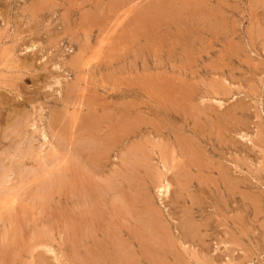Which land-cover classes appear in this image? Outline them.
<instances>
[{
	"label": "rangeland",
	"instance_id": "rangeland-1",
	"mask_svg": "<svg viewBox=\"0 0 264 264\" xmlns=\"http://www.w3.org/2000/svg\"><path fill=\"white\" fill-rule=\"evenodd\" d=\"M155 6H159V12ZM120 38L123 42H119ZM68 90L74 91L71 98L66 94ZM89 112L101 125V130L95 126L99 138L110 146L102 174L89 167L84 157L87 152L83 151L81 158L72 151L74 146L65 147L76 143L79 134L88 140L86 131H73L81 125L87 127L82 120L87 121ZM56 119L62 127L59 134L60 127L50 123L55 126ZM71 121L79 127L75 129ZM63 124L73 127L69 129H74L70 131L73 137ZM62 125L67 129L62 130ZM259 132H264V0H0V170L6 164L11 173L17 168L20 171L16 177L9 174L11 182L6 186L16 185L14 197L19 200L15 201L11 223L0 226V264H38L42 260L44 264H68V260L69 264H93L87 260L90 254H112L109 241L114 235L120 245H128L134 252L137 264H264V141L260 143ZM60 135L64 139L62 149L55 143ZM26 140H31L30 144ZM184 143L194 152L189 154ZM51 145L57 149L56 158H47ZM26 149L37 151L43 159L28 157L14 164ZM190 159L196 162L194 167ZM41 165L48 167L37 174L38 178L48 172L57 173L59 169L53 170L57 166L64 170L60 171L62 187L53 189L49 202L38 200L39 193L33 194L38 189L35 186H39L33 173ZM165 168L172 170L165 173ZM24 169L30 174L27 172L22 183ZM161 174L171 182L168 197L160 195L154 186ZM107 175L110 179H105ZM86 178L95 184L90 191L98 205L85 200L83 185L80 188L85 195L79 196L82 203L77 199L75 184H82ZM0 184L2 189L1 177ZM27 184L29 187H25ZM0 200L2 206V197ZM150 210L161 221L162 232L155 236L149 232ZM131 241L140 245L135 243L134 247ZM41 244L56 252H49ZM143 244L155 255L144 251ZM77 258L82 263L76 262Z\"/></svg>",
	"mask_w": 264,
	"mask_h": 264
},
{
	"label": "bare ground",
	"instance_id": "bare-ground-1",
	"mask_svg": "<svg viewBox=\"0 0 264 264\" xmlns=\"http://www.w3.org/2000/svg\"><path fill=\"white\" fill-rule=\"evenodd\" d=\"M165 1V0H164ZM170 1V0H169ZM143 3V2H142ZM161 5H163L162 4V2H161ZM160 5V6H161ZM164 6V7H163ZM162 7V9L164 10L165 9V5H163ZM192 6V5H191ZM156 7V9L157 8H159V6H155ZM160 9V8H159ZM172 9V8H171ZM141 10V9H140ZM146 10V9H145ZM158 10V9H157ZM166 10V9H165ZM165 10H164V12H165ZM168 10H169V12L171 11L169 8H168ZM174 10V9H173ZM151 11V10H150ZM160 10H158V12H159ZM157 11H156V13H158ZM166 12H167V10H166ZM168 12V13H169ZM176 12V11H175ZM185 12H186V10H185ZM190 12V11H189ZM167 13V14H168ZM174 14V13H173ZM182 14V13H181ZM141 15V14H140ZM142 15H143V13H142ZM157 15V14H156ZM151 16V15H150ZM168 16V15H167ZM180 16V15H179ZM143 17V16H142ZM152 17V16H151ZM173 18V17H172ZM138 19V18H137ZM123 20V19H122ZM141 20V19H140ZM177 20V19H176ZM117 21V20H116ZM126 21V20H125ZM142 21V20H141ZM164 21V20H163ZM174 21V20H173ZM180 21V20H179ZM118 22V21H117ZM123 22V21H122ZM145 22V21H144ZM165 22V21H164ZM143 23V22H142ZM123 24V23H122ZM145 24V23H144ZM149 24V23H148ZM174 24H176V23H174ZM118 26H119V24H117ZM151 25H153V24H151ZM155 25V24H154ZM145 26V25H144ZM122 27V26H121ZM147 27H148V25H147ZM165 27V26H164ZM114 28V27H113ZM157 28V27H156ZM163 28V27H162ZM111 29V28H110ZM145 29H146V26H145ZM116 30V29H115ZM131 30V29H130ZM151 30V29H150ZM161 30V29H160ZM156 31V30H155ZM167 31V30H166ZM108 32V31H107ZM109 32H110V30H109ZM113 32V31H112ZM127 32V31H126ZM165 32V31H164ZM104 33V32H103ZM143 33V32H142ZM159 33H160V31H159ZM181 33V32H180ZM105 34V33H104ZM131 34V33H130ZM158 34V33H157ZM162 34V33H161ZM185 34V33H184ZM107 35V34H106ZM135 35V34H134ZM146 35V34H145ZM89 36V35H88ZM152 36V35H151ZM113 38H114V36H112ZM119 37V36H118ZM127 37H129V36H127ZM164 37V36H163ZM103 38V37H102ZM124 38V40H125V37H122V39ZM158 38V37H157ZM180 38V37H179ZM109 39V38H108ZM121 39V38H120ZM122 39H121V41H119V42H123L122 41ZM160 39V38H159ZM198 39V38H197ZM110 40V39H109ZM129 40V39H128ZM111 41H113V40H111ZM135 41V40H134ZM167 41V40H166ZM173 41V40H172ZM130 42V41H129ZM158 42V41H157ZM163 42V41H162ZM174 42V41H173ZM97 45H98V43H96ZM95 44V45H96ZM100 44V43H99ZM117 44V43H116ZM131 44V43H130ZM175 44V43H174ZM127 45V44H126ZM141 45H142V43H141ZM128 46V45H127ZM133 46V45H132ZM99 47V46H98ZM97 47V48H98ZM110 47V46H109ZM113 47V46H112ZM95 48V47H94ZM111 49H113V48H111ZM116 50V49H115ZM103 51H104V48H103ZM172 52V51H171ZM156 53V52H155ZM103 56V55H102ZM108 56V55H107ZM95 58V57H94ZM93 58V59H94ZM186 58V57H185ZM91 59V58H90ZM156 59H158V58H156ZM164 60V59H163ZM107 61V60H106ZM91 63V62H90ZM158 63V62H157ZM102 64V63H101ZM100 66V65H99ZM98 67V66H97ZM76 69V68H75ZM78 71V70H77ZM79 72V71H78ZM88 72V71H87ZM100 73V72H99ZM109 75V74H108ZM85 78V77H84ZM78 79H80L79 77H78ZM87 81V80H86ZM105 83H106V81H105ZM163 83V82H162ZM92 84V83H91ZM97 84V83H96ZM69 87H71V86H69ZM80 87V86H79ZM84 87V86H83ZM117 87V86H116ZM66 88V87H65ZM74 88V87H73ZM72 88V89H73ZM86 88V87H85ZM169 88V87H168ZM83 89V88H82ZM87 89V88H86ZM122 89V88H121ZM65 91H66V89H65ZM74 92V91H73ZM72 91L70 92V90H68L67 91V95L69 96L68 98H71V96H70V93H73ZM69 93V94H68ZM94 93V92H93ZM106 93V92H105ZM100 94V93H99ZM138 94V93H137ZM82 95V94H81ZM176 95V94H175ZM85 96V95H84ZM95 96V95H94ZM81 97H83V95L81 96ZM93 98V97H92ZM92 98H91V100H92ZM67 99V98H66ZM75 99V98H74ZM80 99H82V98H80ZM83 99H84V97H83ZM82 99V100H83ZM100 100V99H99ZM63 101H64V99H63ZM69 101V100H68ZM97 101V100H96ZM170 101V100H169ZM89 102H90V100H89ZM92 102V101H91ZM65 103V102H64ZM67 103H69V102H67ZM217 103V102H216ZM219 103H221V102H219ZM128 104V103H127ZM73 105V104H72ZM89 105V104H88ZM181 105V104H180ZM4 106V105H3ZM74 106V105H73ZM72 106V107H73ZM76 106V105H75ZM80 106H82L81 104H80ZM85 106H86V104H85ZM137 106V105H136ZM220 106V105H219ZM67 107H69V105L67 106ZM88 107V106H87ZM87 107H85V108H87ZM142 107V106H141ZM170 107V106H169ZM65 108V107H64ZM79 108V107H78ZM88 108H90V107H88ZM96 108V107H95ZM99 108V107H98ZM74 109V108H73ZM127 109V108H126ZM62 110H64V109H62ZM177 110V109H176ZM182 110H183V108H182ZM72 111V110H71ZM75 111V110H74ZM94 111V110H93ZM17 112H19V111H17ZM67 112H68V110H67ZM66 112V113H67ZM78 112V111H77ZM83 112V111H82ZM92 112V111H91ZM57 113H59L58 111H57ZM57 113L55 112V114L57 115ZM105 113V112H104ZM112 113V112H111ZM19 114V113H18ZM52 114L53 115H55L53 112H52ZM60 115H61V113H59ZM58 114V115H59ZM64 114H65V111H64ZM88 115H89V117H88V119H87V121H85V119H81L80 118V120H78V118H77V120L80 122L81 120H82V122L83 123H86V124H88L87 125V127H86V125L85 126H83V125H81L80 127L78 126V125H76V124H73V123H76V122H73V121H71L72 122V124L74 125L73 127H75V129H76V126H77V131H73L74 129H71L74 133H76V132H78V131H82V130H84V132H85V134L86 135H88V140H86V141H84L83 139L84 138H81V137H83L81 134H79V136L78 137H80L82 140H81V142H80V138H79V140H75L76 141V143L75 142H73V143H75L74 145H73V143H68V145H66L65 147H67V146H70V145H72V146H74V149L72 150V151H74V153H76V155L78 156V157H81L82 158V156H81V154H82V152L83 151H85V152H87V153H84V157H86L87 158V163H88V165H89V167L90 168H94L95 170H94V172L96 171L97 172V174L99 173V174H102L103 172H104V168H105V161L107 162V154H108V152H110L109 150H110V146H108L107 144L105 145V139H101V138H99L100 136V134H99V130H101L99 127H101V125L99 126V125H97L96 124V122H95V120H94V117L93 116H91L90 115V112L89 113H87ZM86 114V115H87ZM98 114V113H97ZM13 115V114H12ZM22 115V114H21ZM55 115V116H56ZM57 115V116H58ZM59 115V116H60ZM67 115V114H66ZM79 115V114H78ZM93 115H95V113L93 112ZM188 115V114H187ZM197 115V114H196ZM54 116V117H55ZM62 116H63V114H62ZM62 116H61V118H59L60 120L61 119H63L62 118ZM69 116H70V114H69ZM85 116V115H84ZM106 117H108L107 116V114L105 115ZM167 116V115H166ZM85 117H87V116H85ZM98 117V116H97ZM110 117H111V115H110ZM128 117V116H127ZM53 118V117H52ZM55 118H57V117H55ZM72 118V117H71ZM75 118V119H76ZM82 118H84V117H82ZM109 118V117H108ZM107 118V119H108ZM112 118V117H111ZM20 119H21V116H20ZM19 119V121H16L15 120V122H20L21 120ZM58 119V118H57ZM56 119V120H57ZM58 119V120H59ZM95 119H97L96 117H95ZM100 119V118H99ZM103 120H105L104 118H102ZM229 119V118H228ZM18 120V119H17ZM55 120V121H56ZM58 120L55 122V126H54V122L52 123V122H50L52 125H53V127H60V128H57V130H59L58 131V134H59V132L61 131L60 129L62 128L60 125H59V122H58ZM67 120V119H66ZM103 120H101V121H103ZM196 120V119H195ZM63 121V120H62ZM224 121V120H223ZM61 122V121H60ZM64 122H65V119H64ZM63 122V123H64ZM81 122V123H82ZM96 124V125H94V123ZM109 122V121H108ZM231 122V121H230ZM14 123V122H13ZM13 123H12V125H13ZM23 123H25V122H23ZM22 123V124H23ZM34 123V122H33ZM36 123V122H35ZM56 123H58V125L56 124ZM66 123V122H65ZM70 123V122H69ZM98 124H99V122H97ZM102 123V122H101ZM100 123V124H101ZM227 123V122H226ZM232 123V122H231ZM16 124V123H15ZM67 124H68V122H67ZM67 124H63L64 126H67L68 127V125ZM72 124H70V125H72ZM108 124V123H107ZM10 125V124H9ZM8 125V126H9ZM20 125V124H19ZM57 125V126H56ZM62 125V126H63ZM7 126V127H8ZM33 126V125H32ZM37 126V125H36ZM48 126V125H47ZM51 126V125H50ZM49 126V127H50ZM63 126V129L62 130H66V129H64L65 127ZM95 126H99L98 128H99V130L97 129V127H95ZM118 126H120V125H118ZM130 126H133V125H130ZM194 126V125H193ZM20 127H22V126H20ZM52 127V128H53ZM70 127H72V126H70ZM70 127H68V133H70V131L71 130H69L70 129ZM72 127V128H73ZM203 127V126H202ZM10 128V127H9ZM12 128V127H11ZM56 128H55V130H56ZM104 128V127H103ZM116 128V127H115ZM123 128V127H122ZM127 128V127H126ZM126 128H124V130L126 129ZM17 130H18V127L16 128ZM20 129V128H19ZM38 129V128H37ZM42 129V128H41ZM128 129V128H127ZM10 130V129H9ZM12 130H13V128H12ZM49 130H50V128H49ZM88 130H90V131H88ZM118 130V129H117ZM121 130V129H120ZM130 130H132V129H130ZM71 131V132H72ZM88 131V132H87ZM104 131V130H103ZM119 131V130H118ZM134 131V130H133ZM205 131V130H204ZM262 131V130H261ZM26 132V131H25ZM40 132V131H39ZM42 132V131H41ZM56 132V131H55ZM83 132V133H84ZM89 132H90V134H89ZM96 132V133H95ZM102 132V131H101ZM106 132H107V130H106ZM125 132V131H124ZM127 132V131H126ZM129 132V131H128ZM13 133V132H12ZM15 133V132H14ZM18 133V132H17ZM111 133V132H110ZM121 133V132H120ZM123 133V132H122ZM132 133V132H131ZM23 134V133H22ZM50 135H51V133H49ZM57 134V133H56ZM55 134V135H56ZM60 134H62V133H60ZM64 134V133H63ZM105 134V133H104ZM112 134V133H111ZM114 134V133H113ZM117 134H119V133H117ZM127 134V133H126ZM133 134V133H132ZM134 134H135V132H134ZM243 134V133H242ZM7 135V134H6ZM18 135V134H17ZM49 135V136H50ZM65 135H67V134H64V136ZM69 135H71V133L69 134ZM84 135V134H83ZM85 135V136H86ZM97 135V136H96ZM15 136H16V134H15ZM22 136V135H21ZM43 136V138L46 140L47 139V136L45 135V134H43L42 135ZM48 136V137H49ZM72 137H73V135H71ZM118 136V135H117ZM116 136V137H117ZM123 136V135H122ZM121 136V137H122ZM128 136H130V135H128ZM133 136V135H132ZM173 136V135H172ZM259 140H260V143H261V141H264V132H263V134L261 133V132H259ZM6 137V136H5ZM11 137V136H10ZM14 137V136H13ZM35 137V136H34ZM52 137L54 138V136L53 135H51V139H52ZM66 137V136H65ZM77 137V138H78ZM97 137V138H96ZM105 137H108V136H105ZM113 137L114 136H112V138L111 139H113ZM120 137V136H119ZM126 137V136H125ZM124 137V138H125ZM74 138H76V137H74ZM104 138V137H103ZM123 138V139H124ZM127 138V137H126ZM125 138V139H126ZM159 138V137H158ZM58 139H62L61 141L60 140H58ZM109 139H110V137H109ZM162 139V138H161ZM184 139V138H183ZM55 140H57V141H55V143L58 145V146H61V149H62V146H63V148H64V139H63V137L60 135V137L59 138H56ZM115 140H117L118 141V139H116L115 138ZM122 140V139H121ZM129 140V139H128ZM139 140H140V138H139ZM157 140V139H156ZM27 141V140H26ZM29 141V140H28ZM27 141V144H30V141L28 142ZM63 141V142H62ZM67 141V140H66ZM69 141H71V138H69ZM108 141H110V140H108ZM120 141V140H119ZM155 141V140H154ZM160 141V140H159ZM114 142L115 141H113L112 143L114 144ZM49 143H50V140H49ZM111 143V145H113ZM192 143V142H191ZM191 143H189V144H191ZM255 143H257V142H255ZM67 144V143H66ZM108 144H109V142H108ZM124 144V143H123ZM136 144V143H135ZM33 145V144H32ZM48 145H50V144H48ZM116 145V144H115ZM154 145V144H153ZM159 145V144H158ZM173 145V144H172ZM182 145V144H181ZM180 145V146H181ZM184 145H185V143H184ZM184 145H182L181 147H183ZM187 145V144H186ZM184 146V148L185 147H187V146ZM193 145V144H192ZM255 145V144H254ZM261 145V144H260ZM189 146V145H188ZM196 146V145H195ZM194 146V147H195ZM263 146V145H262ZM19 147V146H18ZM28 147H29V145H28ZM42 147V146H41ZM51 147H52V151L51 152H47L46 154H47V158L49 157V158H53V157H55L56 155H57V149L53 146V145H51ZM113 147V149H114V146H112ZM135 147V146H134ZM139 147V146H138ZM193 147V148H194ZM256 147V146H255ZM9 148V147H8ZM36 148V147H35ZM140 148V147H139ZM191 148H192V146L191 147H189V149L190 150H188V149H186L187 150V152L190 154V152H194L193 150L191 151ZM10 149V148H9ZM16 149H17V147H16ZM37 149V148H36ZM60 149V150H61ZM69 149V148H68ZM67 149V150H68ZM175 149V148H174ZM12 150V149H11ZM21 150V149H20ZM30 149H26V151H24V153H22L20 156H19V154H20V152H19V154H18V156H19V159L18 160H16V162H14V164L16 163V164H20V163H23L24 162V160H26L28 157H30L31 159H33V158H40L41 160L43 159L41 156H40V154H38V153H36L34 150H30ZM39 151H40V149H38ZM115 150V149H114ZM119 150H121V149H118V151ZM145 150V149H144ZM181 150H183V149H181ZM185 150V151H186ZM13 151V150H12ZM29 151V152H28ZM49 151V150H48ZM121 151H123V150H121ZM129 151V150H128ZM184 151V150H183ZM200 151V150H199ZM16 152V151H15ZM14 152V153H15ZM23 152V151H22ZM26 152H28V153H26ZM41 153H42V151H40ZM130 152V151H129ZM156 152V151H155ZM197 152V151H196ZM203 152V151H202ZM263 152V151H262ZM17 153V152H16ZM112 153V152H111ZM117 153V152H116ZM120 153V152H119ZM121 153H123V152H121ZM127 153V152H126ZM145 153V152H144ZM172 153H174V152H172ZM180 153H182V152H180ZM112 154H114V152L112 153ZM132 154V153H131ZM130 154V155H131ZM162 154V153H161ZM184 154V153H183ZM182 154V155H183ZM187 154V153H186ZM2 155V154H1ZM109 155V154H108ZM134 155V154H133ZM136 155V154H135ZM167 155V154H166ZM180 155V154H179ZM8 156V155H7ZM15 156H16V154H15ZM46 156V155H45ZM126 156V155H125ZM153 156V155H152ZM185 156H187V155H185ZM184 156V158H187V157H185ZM192 157H195L196 155H191ZM199 156V155H198ZM14 157V156H13ZM57 157V156H56ZM55 157V158H56ZM59 157V156H58ZM113 157V156H112ZM119 157H121V156H119ZM122 157H124L123 155H122ZM121 157V158H122ZM130 157V156H129ZM174 157V156H173ZM190 156L188 155V158H189ZM12 158V157H11ZM29 158V159H30ZM54 158V159H55ZM114 158V157H113ZM112 158V159H113ZM175 158V157H174ZM202 158V157H201ZM204 158V157H203ZM17 159V158H16ZM64 159V158H63ZM142 159V158H141ZM146 159V158H145ZM176 159V158H175ZM5 160V159H4ZM49 160V159H48ZM47 159H46V161L47 162H51L50 160L48 161ZM123 160V159H122ZM191 161H192V165L194 164V163H196V162H193V160L194 159H190ZM199 160V159H198ZM6 161V160H5ZM10 161V160H9ZM29 161V160H28ZM38 161V160H37ZM119 161H121V160H119ZM129 161H130V159H129ZM163 161H164V159H163ZM162 161V162H163ZM173 161H176V160H173ZM195 161H197L196 160V158H195ZM200 161V160H199ZM39 162V161H38ZM76 162V161H75ZM74 162V163H75ZM80 163H82V161L80 160L79 161ZM111 162V161H110ZM110 162H108V163H110ZM123 162H124V160H123ZM132 162V161H131ZM151 162V161H150ZM189 162V161H188ZM213 162V161H212ZM6 163V162H5ZM4 163V164H5ZM10 163H13L12 161H10ZM26 163V162H25ZM71 163V162H70ZM121 163V162H120ZM127 163H128V161H127ZM132 163H134V162H132ZM144 163H145V161H144ZM164 163V162H163ZM165 163H166V161H165ZM164 163V164H165ZM203 163V162H202ZM0 164H2V163H0ZM32 164V163H31ZM73 164V163H72ZM76 164V163H75ZM84 164V163H83ZM83 164H81V165H83ZM111 164V163H110ZM139 164V163H138ZM190 164V163H189ZM190 164V165H191ZM12 165V164H11ZM53 165V164H52ZM60 165V164H59ZM135 165V164H134ZM144 165V164H143ZM150 165V164H149ZM160 165V164H159ZM191 165V166H192ZM6 164H5V166H3L2 167V169L0 170V171H2V174L0 175V177H1V183L3 184V187H2V189H0V196L2 197V202H1V204H2V206H0V226H3L2 224H4V223H11V220H12V218H11V216H12V212L14 211V209H15V206H14V204H15V201L17 202V200H19V198L17 199L16 198V200H15V197H14V195H15V193H16V185L15 186H9L10 188H8V187H6L7 186V184H8V182H11V181H9V174H12V175H14L15 176V174L17 175V171H19V169L17 168L16 169V167H15V169L17 170L15 173H14V171H13V173H11V170L10 169H8V168H6ZM39 166V165H38ZM70 167H72L71 165H69ZM137 166V165H136ZM140 166V165H139ZM161 166V165H160ZM11 167V166H10ZM17 167H19V166H17ZM22 167V166H21ZM48 167V166H47ZM47 167L46 166H44V165H41L40 167H39V169L35 172V173H33V175L35 176L36 175V177H37V179L35 178V182H36V180H38V184H39V186H35L36 188H38L37 190H35V192H33V194H35V193H39L40 195H38V200H40V201H50V199H51V196H53L52 195V192L54 191L53 189L55 188V187H58V186H60L61 184H62V180H61V178H60V176H62V175H60V171H62V169L60 170V168H58V166H57V169H53V170H58L59 169V171L57 172V173H46L45 175H43V177H39L38 178V176H37V174H41L42 172H44L46 169H47ZM129 168H132V169H134L133 167H130V166H128ZM144 167V166H143ZM149 167V166H148ZM193 167H194V165H193ZM24 167H22V169H23ZM75 168V167H74ZM108 169L110 168L109 166L107 167ZM122 169H123V167H121ZM174 168V167H173ZM31 169H33V168H31ZM37 169V168H36ZM52 169V168H51ZM66 169V168H65ZM115 169V168H114ZM116 169H118V171H121V170H119V168H116ZM126 169V168H125ZM124 169V170H125ZM159 169V168H158ZM166 169V171H165V173L166 172H169V171H171L172 169L170 168V169H167V168H165ZM199 169V168H198ZM21 170V169H20ZM69 170V169H68ZM78 170V169H77ZM80 170V169H79ZM91 170V169H90ZM113 170V169H112ZM136 170V169H135ZM139 170H140V168H139ZM156 170V169H155ZM225 170V169H224ZM22 171V170H21ZM25 169H24V173H25ZM30 171V170H29ZM29 171H27V172H29ZM55 171V172H56ZM20 172V171H19ZM21 173V174H23V175H25V176H23V178L22 177H20V178H22V179H20V181L22 182V181H24V179L25 178H27L28 177V175H26V174H28V173ZM33 171L31 170V173H32ZM51 172V171H50ZM62 172H64V170L62 171ZM69 172V171H68ZM68 172H66V173H68ZM72 172V171H71ZM74 172V171H73ZM90 172V171H89ZM110 172V171H109ZM135 172V171H134ZM133 172V173H134ZM147 172V171H146ZM150 172V171H149ZM118 173V172H117ZM116 173V174H117ZM126 173V172H125ZM136 173H138V172H136ZM145 173V172H144ZM170 173V172H169ZM20 174V173H19ZM29 174H30V172H29ZM63 174V173H62ZM71 174V173H70ZM78 174V173H77ZM119 174V173H118ZM118 174H117V176H118ZM120 174H122L121 172H120ZM132 174V173H131ZM130 174V175H131ZM179 174V173H178ZM32 175V176H33ZM65 175V174H64ZM83 175H84V173H83ZM89 175V174H88ZM113 175V174H112ZM125 175V174H124ZM154 175V174H153ZM177 175V174H176ZM183 175H185V174H183ZM191 175V174H190ZM72 176V175H71ZM70 176V177H71ZM85 176H87L86 174H85ZM90 176V175H89ZM108 176V175H107ZM132 176V175H131ZM167 176V175H166ZM188 176V175H187ZM195 176V175H194ZM210 176V175H209ZM16 177V176H15ZM64 177V176H63ZM76 177V176H75ZM81 177V176H80ZM115 177V176H114ZM114 177H112V178H114ZM119 177V176H118ZM134 177V176H133ZM152 177V176H151ZM165 176H163V174H161V176H159V177H157L155 180H156V183H155V185L154 186H156V190L158 191V193L160 194V195H162V196H166V197H168L169 195H170V193H171V182H169L168 180H169V178H168V180H165V178H164ZM173 177V176H172ZM211 177V176H210ZM64 178H66V177H64ZM94 178V177H93ZM98 178V177H97ZM110 179V177L108 176V177H106L105 179ZM120 178V177H119ZM180 178V177H179ZM185 178V177H184ZM18 179V178H17ZM78 179V178H77ZM82 179V178H81ZM100 179V178H99ZM116 179V178H115ZM129 179V178H128ZM130 179H132V177H130ZM153 179V178H152ZM196 179V178H195ZM235 179V178H234ZM33 180V179H32ZM101 180H102V178H101ZM100 180V181H101ZM125 180V179H124ZM134 180H136V179H134ZM154 180V179H153ZM155 180H154V182H155ZM174 180V179H173ZM176 180H177V177H176ZM185 180V179H184ZM188 180H190V179H188ZM17 181V180H16ZM72 181V180H71ZM70 181V182H71ZM109 181V180H108ZM112 181V180H111ZM175 181V180H174ZM181 181V180H180ZM231 181V180H230ZM81 182V181H80ZM98 182V181H97ZM114 182V181H113ZM120 182V181H119ZM125 182V181H124ZM141 182V181H140ZM192 182V181H191ZM17 183V182H16ZM19 183V182H18ZM23 183V182H22ZM33 183V182H32ZM75 183V182H74ZM102 183V182H101ZM101 183H99V184H101ZM148 183V182H147ZM185 183V182H184ZM227 183H230V182H227ZM234 183V182H233ZM36 184V183H35ZM98 184V185H99ZM103 184V183H102ZM106 184V183H105ZM109 184H111L110 182H109ZM114 184H115V182H114ZM122 184H124V183H122ZM121 184V185H122ZM180 183H178V185H179ZM236 184V183H235ZM241 184V183H240ZM30 185V184H29ZM76 185V188L75 189H73V190H75L76 192V196H77V199H81V197H79V196H84L85 194H86V196H87V199H85V200H87V201H90V202H92L93 204H97L98 203V201H97V203H95V201H94V199H93V196H92V193H91V186H93V182L91 181V180H89V178H86L85 179V182H83L82 184H75ZM81 185H83V186H85V188H86V192H85V190H82L81 188H83V187H81ZM104 185V184H103ZM151 185V184H150ZM232 185H234V184H232ZM0 186H2L1 184H0ZM18 186V185H17ZM118 186V185H117ZM185 186V185H184ZM228 186V185H227ZM230 186V185H229ZM25 187H29L28 186V184H27V186H25ZM60 187H62V186H60ZM70 187V186H69ZM81 187V188H80ZM94 187H95V184H94V186H93V190H94ZM102 187V186H101ZM101 187H99V189L101 188ZM115 188H117L116 187V185L114 186ZM113 187V188H114ZM119 187V186H118ZM124 187V186H123ZM153 187V186H152ZM179 187V186H178ZM186 187V186H185ZM234 187V186H233ZM59 188V187H58ZM97 188H98V186H97ZM112 188V187H111ZM134 188H135V186H134ZM146 188V187H145ZM28 189V188H27ZM26 189V190H27ZM60 189V188H59ZM71 189V188H70ZM108 187H106L104 190L106 191H108ZM120 189V188H119ZM137 189V188H136ZM149 189V188H148ZM181 189H183V188H181ZM180 189V190H181ZM190 189V188H189ZM56 190V189H55ZM58 190V189H57ZM72 190V191H73ZM91 190V191H90ZM147 190V189H146ZM191 190V189H190ZM38 191V192H37ZM83 191L85 192V194H83ZM117 191H118V189H117ZM125 190H123V192H124ZM133 191V190H132ZM131 191V192H132ZM241 191V190H240ZM26 192H28V191H26ZM97 192H98V190H97ZM149 192V191H148ZM57 193V192H56ZM73 193V192H72ZM95 193V192H94ZM125 193H126V191H125ZM124 193V194H125ZM180 193V192H179ZM18 194V193H17ZM22 194V193H21ZM62 194V193H61ZM71 194V193H70ZM97 194V193H96ZM103 194V193H102ZM115 194V193H114ZM123 194V195H124ZM128 194V193H127ZM126 194V195H127ZM141 194V193H140ZM147 194V193H146ZM105 195V194H104ZM103 195V196H104ZM111 195V194H110ZM118 195V194H117ZM125 195V196H126ZM131 195V194H130ZM136 195V194H135ZM151 195V194H150ZM156 195V194H155ZM192 195V194H191ZM229 195V194H228ZM18 197H19V195H17ZM16 196V197H17ZM58 196V195H57ZM70 196V195H69ZM99 196H100V193H99ZM148 196V195H147ZM146 196V197H147ZM0 197V198H1ZM33 197H34V195H33ZM68 197V196H67ZM72 197V196H71ZM149 197V196H148ZM156 197V196H155ZM160 197V196H159ZM180 197V196H179ZM30 198V197H29ZM85 198V197H84ZM83 198V199H84ZM94 198H96V200H98L97 199V197H94ZM98 198H100V197H98ZM118 197H116L115 199H117ZM132 198V197H131ZM224 198V197H223ZM33 199V198H32ZM54 199V198H53ZM52 199V200H53ZM89 199V200H88ZM102 199V198H101ZM113 199V198H112ZM121 199V198H120ZM124 199V198H123ZM130 199V198H129ZM133 199V198H132ZM136 199V198H135ZM134 199V200H135ZM150 199V198H149ZM154 199V198H153ZM35 200V199H34ZM72 200V199H71ZM76 200V199H75ZM118 200V199H117ZM131 200V199H130ZM172 200V199H171ZM175 200H177V199H175ZM1 201V200H0ZM31 201V200H30ZM74 201V200H73ZM78 201V200H77ZM77 201H74V202H77ZM81 201V200H80ZM83 201V200H82ZM82 201H81V203H82ZM103 201V200H102ZM101 201V202H102ZM140 201H142V200H140ZM173 201V200H172ZM20 202V201H19ZM32 203H33V200L31 201ZM38 202V201H37ZM85 202V201H84ZM128 202H129V200H128ZM136 202V201H135ZM154 202V201H153ZM42 203V202H41ZM100 203V202H99ZM17 204V203H16ZM26 204H28V203H26ZM34 204H35V202H34ZM74 204V203H73ZM79 204V203H78ZM86 204V206H88L87 204L88 203H85ZM90 204V203H89ZM105 204V203H104ZM110 204V203H109ZM122 204H124V203H122ZM148 204V203H147ZM194 204V203H193ZM18 205V204H17ZM91 205V204H90ZM98 205V204H97ZM121 205V204H120ZM131 205H133V203L131 204ZM142 205V204H141ZM144 205H145V203H144ZM149 205H151L150 204V202H149ZM148 205V207H150ZM19 206H20V203H19ZM33 206V205H32ZM74 206V208H75V205H73ZM95 206V205H94ZM103 206V205H102ZM129 206V205H128ZM146 206V205H145ZM21 207V206H20ZM30 207V206H29ZM53 207V206H52ZM76 207H77V205H76ZM98 207V206H97ZM96 207V208H97ZM143 207V206H142ZM152 207V206H151ZM83 208V207H82ZM93 208V207H92ZM125 208H126V206H125ZM128 208V207H127ZM146 208H147V206H146ZM155 208V207H154ZM153 208V209H154ZM257 208V207H256ZM28 209V208H27ZM45 209V208H44ZM50 209V208H49ZM67 209V208H66ZM76 209V208H75ZM86 209H87V207H86ZM90 209V208H89ZM99 209H101V208H99ZM98 209V210H99ZM123 209H124V207H123ZM133 209V208H132ZM149 209V208H148ZM21 210V209H20ZM35 210V209H34ZM69 210V209H68ZM78 210H79V207H78ZM88 210V209H87ZM92 210V209H91ZM95 210V209H94ZM98 210H96L97 212H98ZM127 210V209H126ZM125 210V211H126ZM142 210H144V209H142ZM134 211V210H133ZM147 211V210H146ZM248 211V210H247ZM16 212V211H15ZM17 212H18V210H17ZM70 212V211H69ZM81 211L79 210V212L78 213H80ZM121 212V211H120ZM135 212H136V209H135ZM138 212V211H137ZM91 213H93V212H91ZM99 213V212H98ZM101 213V212H100ZM109 213H112V212H109ZM128 213H130V212H128ZM127 213V214H128ZM147 213V212H146ZM158 213V212H157ZM73 214V213H72ZM77 214V213H76ZM83 214H84V212H83ZM88 214V213H87ZM102 214V213H101ZM134 214V213H133ZM136 214V213H135ZM134 214V215H135ZM141 214H142V212H141ZM149 214H150V218H151V220L149 221V226H150V228L152 229V230H150L149 232H150V234H152L153 236H155V235H157V233H161L160 232V230H161V228H160V222L158 221V219L159 218H156L155 219V217H157V216H155L154 217V215H153V213L151 212V210H150V212H149ZM159 214L161 215V213L159 212ZM19 215V214H18ZM100 215V214H99ZM104 215V214H103ZM147 215V214H146ZM160 215H158V216H160ZM71 216H73V218L75 219V216L74 215H71ZM92 216V215H91ZM102 216V215H101ZM112 216H114V215H112ZM118 216H119V214H118ZM117 216V217H118ZM122 216V215H121ZM129 216V215H128ZM133 216V215H132ZM21 217V216H20ZM32 217H33V215H32ZM86 217V216H85ZM115 217V216H114ZM123 217V216H122ZM121 217V218H122ZM131 217V216H130ZM137 217H138V215H137ZM161 217H162V215H161ZM262 217V216H261ZM90 218H92V217H90ZM89 218V220H91ZM105 218V217H104ZM120 218V217H119ZM125 218V217H124ZM133 218V217H132ZM142 218H143V216H142ZM145 218H147V216L145 217ZM22 219V218H21ZM73 219V220H74ZM85 219V218H84ZM93 219V218H92ZM107 219V218H106ZM139 218H136V220H138ZM76 220V219H75ZM88 220V221H89ZM95 220V219H94ZM94 220H93V222H94ZM98 220V219H97ZM101 220H103L102 218H101ZM111 220V219H110ZM184 220V219H183ZM82 221V220H81ZM96 221V220H95ZM105 221V220H104ZM124 221V220H123ZM128 221V220H127ZM19 222V221H18ZM73 222V221H72ZM110 222V221H109ZM114 222V221H113ZM22 223V222H21ZM74 223V222H73ZM84 223V222H83ZM86 223V222H85ZM99 223V222H98ZM101 224H102V222H100ZM111 223H112V221H111ZM116 223V222H115ZM124 223V222H123ZM125 223H126V221H125ZM138 223V221L136 222V224ZM140 223H141V220H140ZM139 223V224H140ZM184 223V222H183ZM183 223H181V224H183ZM186 223H188V222H186ZM193 224H194V222H192ZM24 224V223H23ZM89 224H91V223H89ZM106 224V223H105ZM142 225H143V223H141ZM180 224V225H181ZM189 224V223H188ZM83 225V224H82ZM124 225H126V226H128L127 224H124ZM142 225H141V227H142ZM146 225V224H145ZM163 225H164V223H163ZM66 226V225H65ZM84 226V225H83ZM86 226V225H85ZM88 226H90V225H88ZM93 226V225H92ZM106 226V225H105ZM165 226V225H164ZM186 226V225H185ZM189 227V226H188ZM192 227V226H191ZM66 228V227H65ZM74 228H75V226H74ZM80 228V227H79ZM78 228V229H79ZM83 228V227H82ZM88 228V227H87ZM90 228V227H89ZM98 228V227H97ZM107 228H108V225H107ZM106 228V229H107ZM111 228V227H110ZM128 228H132V227H128ZM143 228V227H142ZM147 228V231H148V227H146ZM146 228H143V229H146ZM165 228V227H164ZM196 228V227H195ZM206 228V227H205ZM4 229V228H3ZM39 229V228H38ZM46 229V228H45ZM84 229H86V228H84ZM99 229H100V227H99ZM112 229V228H111ZM119 229V228H118ZM167 229V228H166ZM180 229V228H179ZM181 229H183V228H181ZM185 229V228H184ZM183 229V230H184ZM190 229V228H189ZM188 229V230H189ZM49 230V229H48ZM67 230V229H66ZM74 230V229H73ZM95 230V229H94ZM100 230H103V228H101ZM109 230V229H108ZM122 230V229H121ZM197 230V229H196ZM19 231V230H18ZM62 231H63V229H62ZM79 231V230H78ZM110 231V230H109ZM116 231H118V230H116ZM120 231V230H119ZM168 231V230H167ZM166 231V232H167ZM186 231V230H185ZM29 232V231H28ZM27 232V233H28ZM56 232V231H55ZM80 232V231H79ZM82 232V231H81ZM90 232V231H89ZM88 232V233H89ZM106 232H108V231H106ZM133 232V231H132ZM135 232V231H134ZM133 232V233H134ZM137 232V231H136ZM141 232V231H140ZM26 233V232H25ZM76 233V232H75ZM85 233V232H84ZM95 233V232H94ZM98 233V232H97ZM104 233V232H103ZM115 233V232H114ZM120 233H122V232H120ZM130 233V232H129ZM145 233V232H144ZM164 233V232H163ZM189 232H187V234H188ZM63 234V233H62ZM138 234V233H137ZM168 234V233H167ZM192 234H194V233H192ZM21 235V234H20ZM72 235H74V234H72L71 233V235L70 236H72ZM93 235V234H92ZM104 235V234H103ZM108 235V234H107ZM114 234L113 233H111V236H113ZM124 235V234H123ZM151 235V236H152ZM162 235V234H161ZM171 235H172V233H171ZM80 236V235H79ZM117 236H119L118 234H117ZM129 236V235H128ZM139 236V235H138ZM193 236H195V235H192V237ZM61 237V236H60ZM83 237V236H82ZM81 237V238H82ZM89 237V236H88ZM108 237H110V236H108ZM133 237V236H132ZM131 237V238H132ZM140 237H141V235H140ZM142 237H143V235H142ZM142 237H141V239H142ZM196 237V236H195ZM200 237V236H199ZM52 238V237H51ZM76 238V237H75ZM79 238V237H78ZM87 238V237H86ZM93 238H95V237H93ZM103 238H104V236H103ZM124 238V237H123ZM136 238V237H135ZM151 239H153L152 237H150ZM155 238H157V237H155ZM163 238V237H162ZM171 238V237H170ZM169 238V239H170ZM191 238V237H190ZM32 239V238H31ZM43 239V238H42ZM73 239V238H72ZM77 239V238H76ZM92 239V238H91ZM143 239H145V237L143 238ZM167 239V238H166ZM176 239V238H175ZM184 239V238H183ZM187 239V238H186ZM7 240V239H6ZM80 240V239H79ZM92 240H94V239H92ZM107 240V239H106ZM105 240V241H106ZM118 240H119V238L118 237H115V235L113 236V237H111L110 238V244H111V248H112V254H110V255H108L107 254V256L108 257H106V255H104V254H102V255H99V257L98 256H96V255H93V254H90L91 256H89V257H87V260H88V262L90 263V262H92L93 264H104L103 262L104 261H100V260H105V263L106 262H109V263H111V264H137L136 262L138 261L137 259L135 260V257H134V252L132 253V250H129L128 249V245L126 246V245H124V244H122V245H120L119 244V242H118ZM133 240H134V238H133ZM171 240H173V239H171ZM185 240V239H184ZM193 240V239H192ZM197 240V239H196ZM202 240V239H201ZM3 241V240H2ZM31 241V240H30ZM38 241V240H37ZM50 241V240H49ZM54 241V240H53ZM56 241V240H55ZM62 241V240H61ZM82 241V240H81ZM85 241H89V240H85ZM91 241V240H90ZM126 241H127V239H126ZM129 241V240H128ZM146 241V240H145ZM153 241V240H152ZM157 241H159V240H157ZM164 241V240H163ZM162 241V242H163ZM177 241V240H176ZM195 241V240H194ZM12 242V241H11ZM74 242V241H73ZM93 242V241H92ZM95 242V241H94ZM102 242H104V241H102ZM130 242V241H129ZM142 242V241H141ZM147 243H148V241H146ZM160 242V241H159ZM166 242V241H165ZM168 242V241H167ZM166 242V243H167ZM189 242V241H188ZM197 242V241H196ZM198 242H200V241H198ZM233 242H234V240H233ZM35 243V242H34ZM90 243V242H89ZM98 243V242H97ZM131 243H133V245L136 243V245L137 244H139L140 245V243L139 242H135L134 243V241H131ZM152 243V242H151ZM38 244V243H37ZM44 244V243H43ZM67 244V243H66ZM81 244V243H80ZM88 244V243H87ZM102 244V243H101ZM163 244H164V242H163ZM196 244V243H195ZM207 244V243H206ZM74 245V244H73ZM77 245L78 244H76L75 246L77 247ZM89 245V244H88ZM100 245V244H99ZM139 245L137 246V247H139ZM152 245H154V244H152ZM156 245V244H155ZM162 245V244H161ZM165 245V244H164ZM168 245H170V244H168ZM180 245V244H179ZM187 245V244H186ZM33 246H34V244H33ZM67 246V245H66ZM69 246H70V244H69ZM72 246V245H71ZM70 246V247H71ZM75 246L73 247V248H75ZM79 246V245H78ZM85 246V245H84ZM98 246V245H97ZM102 246H104L105 247V245H102ZM37 247H38V245H37ZM41 247H43V248H45V249H47L49 252H52V253H54V252H56V251H53L52 249H53V247H49L48 245L46 246H42V244H41ZM40 247V248H41ZM85 247H87L88 248V246H85ZM134 247H136L135 245H134ZM155 247H157V246H155ZM161 247V246H160ZM168 247V246H167ZM185 247V246H184ZM82 248V247H81ZM84 248V247H83ZM96 248V247H95ZM143 250L144 251H148L147 250V248H146V250H145V247H144V244H143ZM171 248V247H170ZM183 248V247H182ZM17 249V248H16ZM60 249V248H59ZM79 249V248H78ZM89 249H91V248H89ZM105 249L106 248H104V251H105ZM165 249V248H164ZM164 249H163V251H164ZM31 250H32V248H31ZM55 250V249H54ZM81 250V249H80ZM84 250V249H83ZM94 250V249H93ZM109 250V249H108ZM166 250V249H165ZM168 250H170L169 248H168ZM191 250V249H190ZM201 250V249H200ZM206 250V249H205ZM37 251V250H36ZM44 251H46V250H44ZM156 251V250H155ZM161 251V250H160ZM172 251V250H171ZM171 251H169L170 253H171ZM185 251V250H184ZM188 251V250H187ZM209 251V250H208ZM31 252V251H30ZM76 252H79V250L77 251L76 250ZM76 252L75 253H73V254H76ZM108 253H110L109 251H107ZM2 253V252H1ZM1 253H0V255H1ZM8 253V252H7ZM29 253V252H28ZM33 253V252H32ZM36 253V252H35ZM61 253V252H60ZM96 253V252H95ZM148 253H150L149 251H148ZM176 253V252H175ZM174 252H173V254H175ZM5 254V253H4ZM30 254V253H29ZM84 254H86V256H87V253H84ZM143 254V253H142ZM150 254H152V253H150ZM198 254V253H197ZM211 254V253H210ZM6 255V254H5ZM56 255V254H55ZM79 255V254H78ZM136 256H137V254H135ZM144 255V254H143ZM153 255H155V254H152V256ZM159 256L161 255V254H158ZM163 255V254H162ZM161 255V256H162ZM182 255H183V253H182ZM62 256V255H61ZM68 256V255H67ZM81 256V255H80ZM84 256V255H83ZM83 256H81V257H83ZM167 256V255H166ZM171 256V255H170ZM181 256V255H180ZM201 256V255H200ZM206 257H208L207 255H205ZM6 257V256H5ZM36 257V256H35ZM40 257V256H39ZM79 257V256H78ZM80 257V258H81ZM85 257V256H84ZM83 257V258H84ZM138 257V256H137ZM163 257V256H162ZM4 258V257H3ZM7 258V257H6ZM10 258V257H9ZM42 258V257H41ZM158 259H159V257H157ZM182 258H184V257H182ZM64 259V258H63ZM66 259V258H65ZM69 259H71V257L69 258ZM73 259V258H72ZM78 259V258H77ZM82 259V258H81ZM138 259H140V257H138ZM148 259V258H147ZM163 259V258H162ZM205 259V258H204ZM1 258H0V262H1ZM7 260H8V258H7ZM22 260V259H21ZM45 260V259H44ZM76 260V259H75ZM74 260V261H75ZM83 260V259H82ZM98 260V261H97ZM144 260H145V257H144ZM160 260V259H159ZM165 260H167L166 258H165ZM170 260V259H169ZM174 260V259H173ZM172 260V261H173ZM197 260V259H196ZM10 261V260H9ZM65 261V260H64ZM67 261V260H66ZM72 261V260H71ZM146 261H148V260H146ZM161 261H163V260H161ZM171 261V262H172ZM28 262V261H27ZM26 262V263H27ZM39 262V261H38ZM59 262V261H58ZM76 262H81L82 263V261H79V259H78V261L76 260ZM86 262V261H85ZM141 262H144V261H141ZM159 261H157V262H155V263H158ZM165 261H163V263H164ZM212 262V261H211ZM12 263V262H11ZM14 263V262H13ZM22 263V262H21ZM25 263V264H26ZM68 264L70 263V260H68V262H67ZM178 263V262H177ZM29 264V263H28ZM38 264H44V262H43V260H42V262L40 261ZM46 264V263H45ZM86 264H87V262H86ZM107 264V263H106ZM140 264V263H139ZM142 264H144V263H142ZM145 264H146V262H145ZM148 264H150L149 263V261H148ZM153 264H154V262H153ZM175 264V263H174ZM184 264H186V263H184Z\"/></svg>",
	"mask_w": 264,
	"mask_h": 264
}]
</instances>
